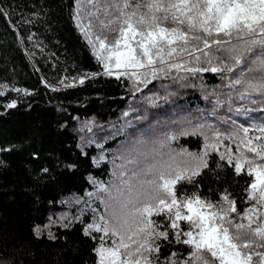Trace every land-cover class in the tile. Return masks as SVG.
Masks as SVG:
<instances>
[{"label": "trees", "instance_id": "obj_1", "mask_svg": "<svg viewBox=\"0 0 264 264\" xmlns=\"http://www.w3.org/2000/svg\"><path fill=\"white\" fill-rule=\"evenodd\" d=\"M79 1L0 0V264H98L118 240L105 197L119 170L134 189L119 159L155 129L168 205L202 202L247 264H264V26L224 30L183 15L180 0H153L150 25L183 40L162 55L179 62L139 78L106 72L76 22L113 46L124 0L77 14ZM152 214L148 264H223L200 220Z\"/></svg>", "mask_w": 264, "mask_h": 264}, {"label": "rangeland", "instance_id": "obj_2", "mask_svg": "<svg viewBox=\"0 0 264 264\" xmlns=\"http://www.w3.org/2000/svg\"><path fill=\"white\" fill-rule=\"evenodd\" d=\"M89 1H79L77 14L84 11ZM124 1V5L117 10V42L113 46L99 40L94 32L91 35L87 31L86 20L77 16L79 29L96 57L102 61L106 72L117 75L132 74L142 78L152 76V73H142L148 68L154 70L179 62L169 61L168 56L162 58V55L168 54V42L173 39L182 41L183 37L180 34L172 36L168 31L150 25L155 1H149L146 6H132ZM178 6L189 19L208 22L224 30L264 26V0H180ZM162 42L164 44L160 47ZM165 126V131L168 132V121ZM160 132L157 129L149 130L147 136L140 132L135 140L126 145L125 149L128 151L124 150L126 154L119 159L118 165L123 166L135 186L131 189L120 178L122 171L119 170L115 179L120 182H117V186L114 185L112 198L108 199L110 193L105 197L107 207L110 205L106 212V227L118 240L113 247H105L99 251L98 264H148L145 253L149 249L148 239L152 235L149 220L154 211L168 209L178 219L200 220L204 245L212 249L223 264H247L228 238L219 233L212 222L210 210L202 202L194 200L179 208L168 205V157L160 149V145L165 142L164 135L160 136ZM129 152L131 153L128 155ZM139 156L142 157L137 164L131 162ZM237 159L239 167H242L245 159L241 155ZM254 170L255 186L264 189V169Z\"/></svg>", "mask_w": 264, "mask_h": 264}]
</instances>
